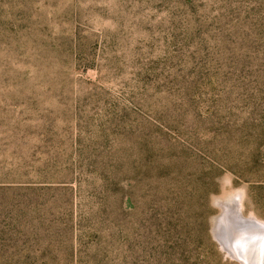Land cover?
<instances>
[{"label":"rangeland","instance_id":"obj_1","mask_svg":"<svg viewBox=\"0 0 264 264\" xmlns=\"http://www.w3.org/2000/svg\"><path fill=\"white\" fill-rule=\"evenodd\" d=\"M237 207L264 222V0H0V264H241Z\"/></svg>","mask_w":264,"mask_h":264},{"label":"water","instance_id":"obj_2","mask_svg":"<svg viewBox=\"0 0 264 264\" xmlns=\"http://www.w3.org/2000/svg\"><path fill=\"white\" fill-rule=\"evenodd\" d=\"M249 217H243L238 207L229 215L224 209L215 217L212 233L229 257L241 264H264V227Z\"/></svg>","mask_w":264,"mask_h":264},{"label":"bare ground","instance_id":"obj_3","mask_svg":"<svg viewBox=\"0 0 264 264\" xmlns=\"http://www.w3.org/2000/svg\"><path fill=\"white\" fill-rule=\"evenodd\" d=\"M225 212H227V214L229 213V209L227 210V209H225ZM250 218V217H249ZM231 219V218H230ZM250 219H252V218H250ZM255 219V218H254ZM253 220V219H252ZM256 220V219H255ZM258 221V220H257ZM260 224H262L261 225V227H264V222H261V221H258Z\"/></svg>","mask_w":264,"mask_h":264}]
</instances>
